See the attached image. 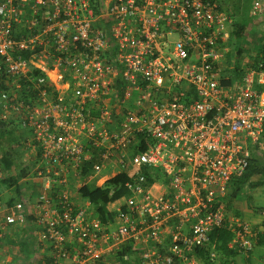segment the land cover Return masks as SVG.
<instances>
[{
    "label": "built area",
    "instance_id": "obj_1",
    "mask_svg": "<svg viewBox=\"0 0 264 264\" xmlns=\"http://www.w3.org/2000/svg\"><path fill=\"white\" fill-rule=\"evenodd\" d=\"M230 7L0 0V123L24 138L52 264H96L127 244L141 264H204L199 251L224 225L234 233L229 246L253 249L259 231L227 201L232 179L264 161V57L234 64ZM250 13L264 25V0ZM120 174L126 209L112 225L72 202L80 187ZM29 208L24 199L0 205V238Z\"/></svg>",
    "mask_w": 264,
    "mask_h": 264
},
{
    "label": "trees",
    "instance_id": "obj_2",
    "mask_svg": "<svg viewBox=\"0 0 264 264\" xmlns=\"http://www.w3.org/2000/svg\"><path fill=\"white\" fill-rule=\"evenodd\" d=\"M247 30L248 29L246 22L234 21L230 29V36L233 40H240L246 36ZM261 40L262 39H260V43ZM243 50L244 49L241 47L237 49V57L241 56ZM256 52V58L264 57V48H257ZM16 130V127H10L6 124L0 123V174L3 173L6 176L4 178L0 177V185L9 188L12 193L9 199H7L5 195L0 196V199L2 201L7 199L4 203H2L4 208L11 206V204L19 199H24L27 202L29 201V197L26 198L24 194H21L22 190L20 188V180L26 179L27 168L24 167V163L20 161L24 152L21 149L20 140L24 138H22V135L17 133ZM127 179V174H120L107 181L102 187H80L78 189L77 195L87 205V217L90 216L105 226L112 225L114 219H116L117 217V214L119 212H124L126 209L125 195L127 194V191L124 185ZM31 183L32 188H34V185L37 184V182H30V184ZM37 185L40 184L38 183ZM261 187H264V161H261V158H259L252 161L249 168L244 174L232 179L227 201V211L239 218V215L232 212L230 203L237 197H242V195L244 196L247 193L246 191L250 193L253 190H257ZM47 198L51 199V194ZM247 198L250 199L251 196L249 195L247 196ZM43 199L44 196H41V198H39L36 202L39 203L43 201ZM52 200H55V198H53ZM258 211L260 213H264V206L259 207L257 212ZM31 220H33L32 223H30ZM22 226H24L25 229H30L32 232L35 231V229L41 230L48 244H50L48 240V234L45 230L46 226H43V224H39L37 216L31 217L27 212L22 222L18 223L7 236H5L4 238H0V253H2L1 251L2 249H4L7 250L6 255H8L10 251L13 252L15 256H18L17 258L21 259V264H33L30 261H27L29 260V241L22 240L20 242H17L9 238L14 230L21 228ZM261 226L264 227V214L261 221ZM233 237L234 233L231 232L226 225L212 230L209 234V244L206 247L207 250L199 251L203 263L227 264L228 261L242 255L240 250H238L236 247L229 246V243L231 242ZM74 241H76V239L73 236L72 239H70L68 242L69 244L67 246L68 248H70V252L75 251V248H73L72 246ZM257 244H264V233L259 232L253 249ZM8 248H10L11 250L8 251ZM253 249L250 252H247L246 255H242V257H246L245 259L248 261L247 257L252 253ZM130 251L131 247L129 244L123 245L119 250L115 252L113 251L102 255L100 259L97 260L96 264H129V262H131V259L128 260L129 257L127 256L130 255ZM209 251H214L216 253L214 260L209 259ZM4 256L1 255V257ZM2 264L20 263L14 262L13 260H5V262H3ZM36 264H52V261L49 256V258L45 259L43 263H41L40 261V263L37 262Z\"/></svg>",
    "mask_w": 264,
    "mask_h": 264
},
{
    "label": "crops",
    "instance_id": "obj_3",
    "mask_svg": "<svg viewBox=\"0 0 264 264\" xmlns=\"http://www.w3.org/2000/svg\"><path fill=\"white\" fill-rule=\"evenodd\" d=\"M27 182L29 181L26 179L20 180V188L22 190L21 194H24L26 198L29 197L28 203L31 204V208L28 210V215H30L31 217L38 216L36 208L38 203L36 201L41 198V194H36V197L32 196V192L34 193L35 189L32 188V183L30 184V182ZM1 195H5L6 198L9 199L12 193L9 188L0 185V196ZM6 200L2 201L0 199V204L4 203ZM243 202L247 201L243 200V198H241L240 196L230 203L233 213L239 215V218L247 222L252 229L264 233V227L261 226V221L263 219L262 213H260L259 211L257 212V210L255 211V205L250 204L251 201H248V204L245 206ZM32 222L33 220H31L30 223ZM9 238L17 242H20L22 240L29 241V260L27 261H30L33 264H36L37 262L40 263V261L41 263H43L44 260L48 259L50 256L49 244L41 230L35 229V231L32 232L30 229H25L24 226H22L21 228L14 230ZM70 239L72 238L70 237L69 240ZM72 246L73 248H75V241ZM9 250L11 249L8 248V251ZM240 256H237L236 258H242L245 261V264H264V244H257L254 247L252 253L247 257L248 261L245 259L246 257H242V255ZM17 257L18 256H15L13 252L9 251L6 261L13 260L14 262L21 264V259ZM127 257H129L128 260L131 259V262H129V264L140 263L138 259V252L133 249H131L130 255ZM236 258L228 261L227 264H235L237 261ZM1 262H5V260H1Z\"/></svg>",
    "mask_w": 264,
    "mask_h": 264
},
{
    "label": "rangeland",
    "instance_id": "obj_4",
    "mask_svg": "<svg viewBox=\"0 0 264 264\" xmlns=\"http://www.w3.org/2000/svg\"><path fill=\"white\" fill-rule=\"evenodd\" d=\"M231 3V13L233 16L234 21L240 22L244 21L247 25V34L240 40L233 41L232 50L234 52L237 51L240 47L243 48V53L241 54L238 59L233 57L234 64L240 65V63H244L249 66L255 59H256V49L258 48V44H260V39L264 35V25L259 21V18L256 16L254 17L250 12L252 8L253 0H229ZM22 162V157L21 160ZM21 168V167H20ZM106 174V172L102 173ZM0 177H6L3 173L0 174ZM34 193L32 194L36 197V194L42 196V189L40 185H34ZM241 198L247 202H243L244 206L248 204V201H251L250 204L255 205V211L259 209V207L264 206V187L258 188L257 190H253L252 192H248ZM251 196L250 199L247 196ZM72 202L78 209H82L86 211V204L82 201L79 197L76 199H72ZM233 212V211H232ZM4 256V255H2ZM241 257V256H240ZM6 256L1 257L0 255V264L3 263L1 260H5ZM235 264H245V261L242 258H236ZM7 263V262H6ZM140 264V263H139Z\"/></svg>",
    "mask_w": 264,
    "mask_h": 264
}]
</instances>
